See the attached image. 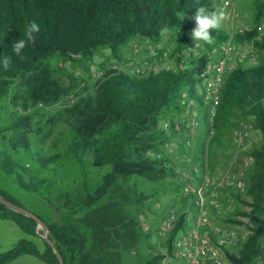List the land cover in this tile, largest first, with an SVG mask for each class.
I'll use <instances>...</instances> for the list:
<instances>
[{
    "label": "trees",
    "instance_id": "obj_1",
    "mask_svg": "<svg viewBox=\"0 0 264 264\" xmlns=\"http://www.w3.org/2000/svg\"><path fill=\"white\" fill-rule=\"evenodd\" d=\"M253 3V25L232 34L212 29L213 43L230 38L264 50L259 30L264 0ZM202 6L212 11L209 0H0V61L5 55L11 60L7 70L0 63V97L12 111L10 120L0 122V217L39 235L36 220L21 210L33 211L26 205L32 193L46 204L33 212L45 222L66 264H118L122 251L140 236L148 253L136 264H159L166 255L176 256L173 240L187 226L186 207H176L173 226L164 236L158 228L159 240L152 242L156 229H145L143 219L151 209L147 201L180 190L188 176L179 178V171L200 178L191 163L202 172L214 167L215 147L224 145L241 113L253 118L263 136L250 149L243 187H226L237 203L221 218L241 224L247 234L236 250L225 247V254L233 264H264V57L255 65L238 62L227 72L210 120L199 91L207 54L205 49L185 54L195 28L187 17ZM33 21L40 28L35 43L27 42L15 55L12 45L25 39ZM165 27L175 67L138 74L109 63L126 59V47L136 36L160 41ZM212 44L202 42L204 48ZM103 47L109 57L98 62L99 76L91 88L78 90L83 76L61 68L59 61L89 72ZM63 98L67 103L60 110L49 108ZM184 99L194 100L202 134L194 147L179 140L175 151H168L167 142L187 132ZM42 239L43 253L23 240L7 258L35 251L59 264Z\"/></svg>",
    "mask_w": 264,
    "mask_h": 264
},
{
    "label": "rangeland",
    "instance_id": "obj_2",
    "mask_svg": "<svg viewBox=\"0 0 264 264\" xmlns=\"http://www.w3.org/2000/svg\"><path fill=\"white\" fill-rule=\"evenodd\" d=\"M212 11L222 9L225 12V17L221 21L220 27L225 29L229 34L240 30V28L245 29L253 25V15L255 12L253 0H230L229 4H225L224 0H209ZM261 28L259 30L264 31V20L261 23ZM145 39L143 36H136L132 38L128 46L126 47V59L121 61L109 60V63H116L121 68L127 66L126 60L131 57L137 56L134 52V47L138 49L142 48L145 45ZM164 45L171 48L173 46V41L171 39V32H165L163 36ZM152 41V40H151ZM246 47H250L251 44L244 42ZM254 59L251 63L243 62L245 64H256L264 57V50L253 48ZM109 50L107 48H101L99 53L95 55L92 60L91 68L89 72L85 71L80 66L74 65L71 61H59V66L61 68H68L73 70L76 74L82 75L80 83L77 85L78 90H85L86 88H91L95 79L99 76L100 65L99 61L102 59H108ZM172 66L175 65V62L170 61ZM60 78L68 80L66 76L59 74ZM72 98V97H71ZM67 103V98H63L54 105H50L49 108L53 110H60ZM12 111L10 110L9 104L4 97H0V122L8 121L12 117ZM237 125L232 127L230 132L225 134V140L223 146L215 147V163L214 167L209 168V174L212 178L213 184L216 185L215 189L217 192L216 199L220 204L216 212L213 209L208 210V215L212 220H217L222 223H226L221 217H224L231 212L232 208L237 203L235 196L232 192L226 189V185L218 184L230 176H236L242 179L243 184L248 180V170L251 166L252 159L250 155V149L254 144H257L263 133L255 126L254 120L251 116H244L241 113H238L236 118ZM58 126L64 127V123H59ZM235 130H247L248 135L242 139L240 144H237L235 141ZM202 130L201 127L195 129L192 132H183L180 136L172 137L169 143L173 148H177V142L179 140H185L190 138L191 147H194L195 138L201 136ZM245 160H249L248 164H245ZM188 174L182 173L179 171L178 177L184 178ZM235 191L236 188L232 187ZM27 202L26 205L28 208L33 211L41 210V207H45L46 204L36 197L35 194L27 193ZM147 201V204L151 205L150 212L146 217H144V227L148 229L149 226L156 231L151 235V241L155 242L159 240V235L157 229L162 223V218L166 215L168 208L172 205L173 207H179L181 204H184L186 210L194 208L191 206L192 196L182 193L180 190H169L163 193H160L157 200ZM241 205V204H240ZM242 206V205H241ZM29 210V209H28ZM152 210H156L154 213ZM31 211V210H30ZM217 214L220 215L218 217ZM189 224L191 222L189 221ZM227 224V223H226ZM228 225L234 227L238 231L239 240L236 246L239 244L240 240H243L247 234V229L239 223L228 222ZM37 232L39 235L30 234L24 231L13 219L11 218H2L0 217V264H50L35 251L31 252H22L12 258H7V254L11 248L19 246L23 240L31 242L35 250L38 253H43L45 250V243L41 237V228L38 227ZM161 236V235H160ZM235 245L232 247L233 250H236ZM155 247V245L153 246ZM158 249L164 251V246H157ZM148 246L144 241L143 236L136 238V243L132 248L124 249L121 253L120 261L118 264H136L139 260H142L148 253ZM136 251L140 253L137 255ZM223 253L222 250H220ZM176 259L174 255H166L159 264H172ZM225 264H233L226 258Z\"/></svg>",
    "mask_w": 264,
    "mask_h": 264
},
{
    "label": "built area",
    "instance_id": "obj_3",
    "mask_svg": "<svg viewBox=\"0 0 264 264\" xmlns=\"http://www.w3.org/2000/svg\"><path fill=\"white\" fill-rule=\"evenodd\" d=\"M225 4H229L230 0H224ZM262 26L260 25V28ZM242 31V28H240ZM205 49L207 59L205 67L200 73L202 79L199 85V91L203 100L208 104V118L212 120L219 103L220 89L224 78L228 71L233 69L238 62L251 63L254 59L253 47H246L244 43H236L232 39L223 40L213 43L208 48H204L202 42L193 41L187 43L185 54H198ZM170 48L160 41H151L145 39V45L138 49L134 47L137 56L126 60L127 66L123 69L133 73H147L149 71H157L161 68H172L169 58ZM185 109L183 116L185 118V126L187 132H192L200 127L199 111L194 107L193 99H184ZM167 125V122H164ZM178 127V125H176ZM248 135L247 130H235V141L237 144ZM186 147L191 146L190 138L184 141ZM177 147V146H176ZM167 150L175 151V148L167 142ZM183 156V155H181ZM190 161L189 155L183 156ZM249 160H245L248 164ZM192 172L200 175V178L193 176L187 172V178L182 184L181 191L186 195H191L193 200V208L186 210L187 226L178 233L173 240V246L176 251V259L172 264H225L226 254L225 247L232 249L239 240L238 231L217 220H212L208 215V210L220 205L216 199V189L208 170L200 171L197 164L191 163ZM183 173V172H182ZM242 188L243 181L236 176H230L225 180L218 182ZM218 210V209H217ZM177 216L176 206H170L166 212L165 218L159 225L158 232L164 236L173 226ZM189 221L191 224H189ZM223 251V253L220 252Z\"/></svg>",
    "mask_w": 264,
    "mask_h": 264
},
{
    "label": "clouds",
    "instance_id": "obj_4",
    "mask_svg": "<svg viewBox=\"0 0 264 264\" xmlns=\"http://www.w3.org/2000/svg\"><path fill=\"white\" fill-rule=\"evenodd\" d=\"M225 17V12L222 9L209 12L206 7H200L196 10L193 16L187 17L190 20L195 21V28L190 32V37L193 41L203 42L205 44H212L214 42L210 30L218 29L221 21ZM185 17L183 16L182 19ZM40 31L39 25L36 22H30L26 26L25 39L18 40L12 45V51L15 55H19L21 51L26 47L27 42L35 43V33ZM162 31L167 32L165 27ZM5 70L10 66V57L5 55L0 61Z\"/></svg>",
    "mask_w": 264,
    "mask_h": 264
},
{
    "label": "water",
    "instance_id": "obj_5",
    "mask_svg": "<svg viewBox=\"0 0 264 264\" xmlns=\"http://www.w3.org/2000/svg\"><path fill=\"white\" fill-rule=\"evenodd\" d=\"M21 210L24 211L25 213L29 214L30 216H32L36 220V222H37L36 228L37 229H38V227L41 228V236L52 246V249L56 255V258H57L59 264H66L61 253H60V251L58 250V248L54 245V243L52 242V240L48 236L47 226H46L45 222L37 214H35L33 211H30L28 209H21Z\"/></svg>",
    "mask_w": 264,
    "mask_h": 264
}]
</instances>
